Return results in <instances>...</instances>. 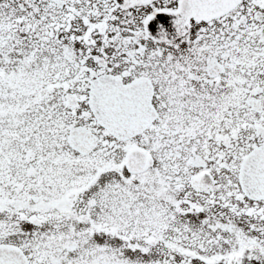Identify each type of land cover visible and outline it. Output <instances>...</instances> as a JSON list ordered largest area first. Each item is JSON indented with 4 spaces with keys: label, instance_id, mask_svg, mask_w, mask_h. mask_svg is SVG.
<instances>
[{
    "label": "snow or ice",
    "instance_id": "snow-or-ice-1",
    "mask_svg": "<svg viewBox=\"0 0 264 264\" xmlns=\"http://www.w3.org/2000/svg\"><path fill=\"white\" fill-rule=\"evenodd\" d=\"M0 264H264V0H0Z\"/></svg>",
    "mask_w": 264,
    "mask_h": 264
}]
</instances>
